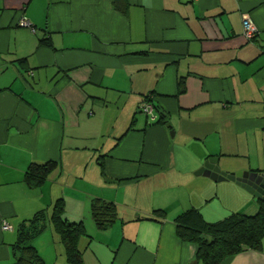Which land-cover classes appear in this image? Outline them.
I'll return each mask as SVG.
<instances>
[{
    "label": "crops",
    "instance_id": "crops-1",
    "mask_svg": "<svg viewBox=\"0 0 264 264\" xmlns=\"http://www.w3.org/2000/svg\"><path fill=\"white\" fill-rule=\"evenodd\" d=\"M120 3L0 0V264L13 261L19 223L57 199L84 226L76 264H203L177 216L215 223L264 202L195 174L209 157L226 173H264V0ZM150 98L166 122L140 110ZM49 160L29 187L28 166ZM95 197L116 206L105 229ZM32 243L45 264H71L49 222ZM221 264H264V239Z\"/></svg>",
    "mask_w": 264,
    "mask_h": 264
},
{
    "label": "trees",
    "instance_id": "trees-1",
    "mask_svg": "<svg viewBox=\"0 0 264 264\" xmlns=\"http://www.w3.org/2000/svg\"><path fill=\"white\" fill-rule=\"evenodd\" d=\"M120 4V0H114L116 9H122ZM157 113L156 122H166V115L159 111ZM56 166L57 162L50 160L32 162L25 172L26 184L29 187L41 185ZM64 209L63 199H57L49 216L45 209H41L19 223L17 237L12 244L13 261L10 264H45L32 240L45 229L48 222L63 242L69 263L81 262L77 240L84 232V226L81 222L65 220ZM155 212L163 214L161 210ZM90 214L95 225L105 229L116 220V206L111 201L95 197L90 203ZM175 221L178 238L196 245V259L203 264H221L244 248L259 247L264 239V202L253 215L234 213L218 222L208 223L198 210L189 209L178 215Z\"/></svg>",
    "mask_w": 264,
    "mask_h": 264
},
{
    "label": "water",
    "instance_id": "water-1",
    "mask_svg": "<svg viewBox=\"0 0 264 264\" xmlns=\"http://www.w3.org/2000/svg\"><path fill=\"white\" fill-rule=\"evenodd\" d=\"M202 173H207L214 181H234L256 198L264 201V173L247 171L226 173L217 166V157L207 158L203 165L195 172L197 175Z\"/></svg>",
    "mask_w": 264,
    "mask_h": 264
},
{
    "label": "built area",
    "instance_id": "built-area-1",
    "mask_svg": "<svg viewBox=\"0 0 264 264\" xmlns=\"http://www.w3.org/2000/svg\"><path fill=\"white\" fill-rule=\"evenodd\" d=\"M19 23L23 26H30V23L26 19H21ZM242 24L244 37L249 41L254 39L258 34V30L253 20L250 17L245 16L243 18ZM140 110L145 115H147L151 121L156 119V115L153 110V105L149 100L141 104ZM3 229H11V226L5 223L3 225Z\"/></svg>",
    "mask_w": 264,
    "mask_h": 264
}]
</instances>
